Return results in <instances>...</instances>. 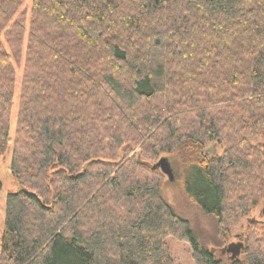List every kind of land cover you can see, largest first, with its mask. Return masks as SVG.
Returning <instances> with one entry per match:
<instances>
[{
	"label": "trees",
	"instance_id": "1",
	"mask_svg": "<svg viewBox=\"0 0 264 264\" xmlns=\"http://www.w3.org/2000/svg\"><path fill=\"white\" fill-rule=\"evenodd\" d=\"M23 2L0 0V154L26 40L11 157L26 189L8 192L0 264H178L168 237L195 264H264L254 229L244 259L217 258L146 164L176 152L190 200L224 227L250 211L226 202L230 171L257 156L264 170V0Z\"/></svg>",
	"mask_w": 264,
	"mask_h": 264
},
{
	"label": "rangeland",
	"instance_id": "2",
	"mask_svg": "<svg viewBox=\"0 0 264 264\" xmlns=\"http://www.w3.org/2000/svg\"><path fill=\"white\" fill-rule=\"evenodd\" d=\"M31 6L32 0H24L20 9H27L28 11H30ZM25 51L26 40L24 43L21 60H15L12 57L14 66L16 68V85L15 97L10 116V146L4 153L0 154V179L3 183V189L1 192L0 200V252L1 237L5 230L7 195L9 191H14L20 186L18 180L13 176L11 171V157L13 141L17 126V116L20 106L21 80L24 68ZM207 147L208 155L219 157L222 156L228 149V141L225 139H213L209 142ZM254 147L259 152H264V137H260L255 142ZM234 148L236 150L237 155H242L241 153L245 152L244 148H240L238 151L237 148L239 147L236 145ZM136 150L137 148L130 151L128 153L130 154L129 157H131ZM117 151L119 154L122 153L121 149H118ZM124 152H126V148L123 153ZM161 157H168L174 170L173 179H170L167 174L163 173V192L168 201L174 206H176L180 212H182L184 215L191 219L193 225H195L197 230L202 235L203 240L207 242V246L209 247V249H214L213 253H215V256L217 258H220L223 261H229L231 254L223 253L221 251V248L232 242L244 241L241 254L238 256L240 259H244V251L247 246L250 245L251 242H248L247 238L251 237V240H253L251 229L256 230L259 239L261 236H264V200L262 196L255 197L251 195L250 191V189L253 188L254 192L264 191V170L262 169L263 166L261 167L260 165V161L263 162L261 160L263 157L257 156L252 158V160L249 159L251 160V164H246L245 162L243 164L244 166H242L243 168L240 167L239 170L237 169V171H230L231 178L229 179L230 186L228 185L227 189V195L229 197L228 201L226 202L227 206L233 207L235 198L241 195H246V198L243 199V202L245 204H248V206H250L251 208L245 216L240 215L239 212L236 211L235 217L231 218L233 223L229 224V227H224V225H220L219 221L214 216L205 215L200 209L196 207L194 202L190 200L189 196L184 190L182 162L178 157V154L176 152L172 154L163 152L156 159H152L151 162L156 163ZM249 221H256L258 224L256 227L250 228V226L248 225ZM239 234H242L243 237L240 238ZM216 236L218 238L216 239L218 243L211 241L213 240V238H216ZM167 240L170 243L173 254L178 264H195L191 246L187 241L180 240L175 237H168Z\"/></svg>",
	"mask_w": 264,
	"mask_h": 264
},
{
	"label": "water",
	"instance_id": "3",
	"mask_svg": "<svg viewBox=\"0 0 264 264\" xmlns=\"http://www.w3.org/2000/svg\"><path fill=\"white\" fill-rule=\"evenodd\" d=\"M147 165L151 166L152 168H160L165 174L168 175L170 179L174 177V170L169 161L168 157H161L156 163L152 164L150 162H146ZM21 189H26L24 186H20ZM243 247V242H232L224 247L221 248L223 253H230L232 258H236L241 253V249ZM214 249L212 250V252Z\"/></svg>",
	"mask_w": 264,
	"mask_h": 264
}]
</instances>
